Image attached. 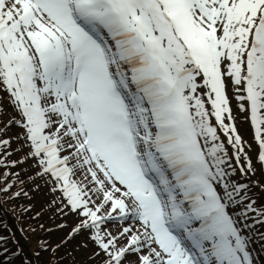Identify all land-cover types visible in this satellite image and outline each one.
Wrapping results in <instances>:
<instances>
[{"label":"snow or ice","instance_id":"6c2138e0","mask_svg":"<svg viewBox=\"0 0 264 264\" xmlns=\"http://www.w3.org/2000/svg\"><path fill=\"white\" fill-rule=\"evenodd\" d=\"M2 115L92 264H264V0H0Z\"/></svg>","mask_w":264,"mask_h":264},{"label":"rangeland","instance_id":"374dc122","mask_svg":"<svg viewBox=\"0 0 264 264\" xmlns=\"http://www.w3.org/2000/svg\"><path fill=\"white\" fill-rule=\"evenodd\" d=\"M234 114L240 135L245 141L254 145L249 123L242 113L234 112ZM10 119L11 115L0 116V120L4 122ZM19 131L18 128L13 127L5 138L12 137L15 141V136ZM18 147L19 145L14 142L12 149H9L12 155L7 157L6 163L23 159L22 149L13 150ZM4 158L0 153V159ZM35 172L36 168L31 162H25L23 165L17 164L14 168L0 166V236L7 238V247L10 252L19 253L12 257L13 264H92L90 260L92 253L89 248L83 246V237L73 239L66 244L62 243L67 239L69 228L75 224V218L61 216L52 210L50 207L52 196L44 182L37 180L35 184L40 185L37 189L33 181L29 179ZM5 173H19L25 183L21 185L14 175H8L5 178ZM250 179L253 182H264V175L258 171ZM246 180L247 178H241L242 183ZM9 184L12 187L8 191H3ZM22 189L28 192L27 196L23 195ZM18 191H21V195L16 197L15 193ZM254 192L253 198L257 200V203L264 202V193L259 188L254 189ZM61 224H67L69 227L61 228ZM257 229L253 247L259 249L264 243L260 240L259 233L264 232V228L257 225ZM42 241L48 242L47 250L41 248ZM57 244H61V247L56 248ZM2 247L3 244H0V248ZM54 248H56L55 252L52 251Z\"/></svg>","mask_w":264,"mask_h":264}]
</instances>
